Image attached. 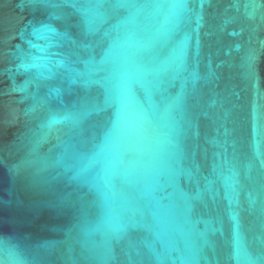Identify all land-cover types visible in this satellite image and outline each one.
Listing matches in <instances>:
<instances>
[{
    "label": "water",
    "instance_id": "1",
    "mask_svg": "<svg viewBox=\"0 0 264 264\" xmlns=\"http://www.w3.org/2000/svg\"><path fill=\"white\" fill-rule=\"evenodd\" d=\"M0 264H264V0H0Z\"/></svg>",
    "mask_w": 264,
    "mask_h": 264
}]
</instances>
